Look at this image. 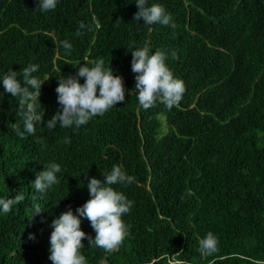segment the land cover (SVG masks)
Segmentation results:
<instances>
[{
	"label": "trees",
	"instance_id": "1",
	"mask_svg": "<svg viewBox=\"0 0 264 264\" xmlns=\"http://www.w3.org/2000/svg\"><path fill=\"white\" fill-rule=\"evenodd\" d=\"M131 2L59 0L40 12L37 0H0V74L39 65L45 122L58 109V77L79 63L104 58L126 89L125 101L86 125L38 124L24 137L16 100L0 92V196H24L0 213V264H52V219L87 201L83 181L114 164L134 178L115 186L133 202L123 217L129 232L110 252L83 238L87 264H264V0H149L174 27L136 22ZM81 20L92 27L78 34ZM129 44L169 53L186 88L177 106L139 105ZM52 160L60 183L36 192L31 181ZM36 205L43 210L33 214ZM81 228L95 236L86 218ZM208 232L218 249L202 255Z\"/></svg>",
	"mask_w": 264,
	"mask_h": 264
},
{
	"label": "clouds",
	"instance_id": "2",
	"mask_svg": "<svg viewBox=\"0 0 264 264\" xmlns=\"http://www.w3.org/2000/svg\"><path fill=\"white\" fill-rule=\"evenodd\" d=\"M59 0H37L36 8L40 12H48L57 7ZM138 8L133 20L138 22L143 18L145 25L175 26L170 13L160 3H150L149 0H132ZM131 2V3H132ZM99 27V24H96ZM91 25L83 20L78 22L80 31L90 30ZM58 44L70 53L73 44L62 39ZM131 48V70L135 73L136 98L143 109H149L157 102L171 109L177 106L186 90L184 81L176 77L166 63L169 53L164 50H152L148 46ZM171 55L174 57L175 52ZM74 75H60L57 93L58 109L47 121H44V108L39 101L41 85L47 78L36 75L39 65L28 63L19 71L9 68L0 74V87L3 96L10 93L17 102L16 114L22 120V131L18 135L24 137L36 132L38 124L45 125L49 130L61 128H79L86 125L92 118L103 116L117 102L125 101V86L123 78L116 74L110 63L98 57L90 62L78 64ZM81 78L83 82L81 83ZM15 126V123H13ZM64 143H71L70 138H64ZM61 164L52 160L43 164L31 188L41 194H46L53 186L60 183ZM86 174V173H85ZM103 179L96 176L83 181L89 192V199L77 206L75 211L68 209L52 219L49 236V259L52 264H87L82 249L83 238L88 245H95L105 251H113L125 240L129 226L124 216L131 211L132 200L115 186L133 182V177L119 164L112 165L109 171L102 172ZM65 197V196H64ZM24 196L17 192L14 197L0 196V213H9L14 206L22 201ZM42 207L36 205L33 214L40 213ZM32 214V215H33ZM31 215V216H32ZM86 218L95 232L92 237L81 228L82 220ZM34 238V234H30ZM218 249V238L213 232L206 233L199 241V251L202 255H210Z\"/></svg>",
	"mask_w": 264,
	"mask_h": 264
}]
</instances>
